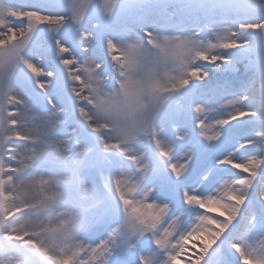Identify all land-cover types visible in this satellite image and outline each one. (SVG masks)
Instances as JSON below:
<instances>
[{"label": "snow or ice", "instance_id": "1", "mask_svg": "<svg viewBox=\"0 0 264 264\" xmlns=\"http://www.w3.org/2000/svg\"><path fill=\"white\" fill-rule=\"evenodd\" d=\"M262 173L264 0H0V264H264Z\"/></svg>", "mask_w": 264, "mask_h": 264}, {"label": "bare ground", "instance_id": "2", "mask_svg": "<svg viewBox=\"0 0 264 264\" xmlns=\"http://www.w3.org/2000/svg\"><path fill=\"white\" fill-rule=\"evenodd\" d=\"M14 3L22 5L21 2L15 1ZM17 23H19V21H17ZM220 115H223V113H220ZM245 158L246 157H240V159H245ZM263 176H264V173L261 174L259 179H261V177H263ZM258 186H259L258 184L253 186L251 193L249 195V200H248V203H250V204L253 203L256 206L260 205L259 202L256 200V191H257ZM176 197H177V201L174 200L173 203L170 204V208L172 209V212L170 213V215H178L180 217V219L178 221V231H183V230H186L191 225L192 219L197 213L194 211L188 210V211H184L183 214H181L182 213L181 201H180V198L178 195ZM247 211H248V208L246 205L244 212H243V215L241 217V224L243 223L244 216L247 215ZM238 230H240L239 226L237 228V231ZM223 246L225 248L226 254L230 255L229 248H228L227 244L226 245L224 244ZM221 250H222V247L220 249H217L215 252H217V251L221 252ZM141 254L145 255L146 257L149 255L146 251L142 252ZM135 255H136L135 252L130 253V258L132 260H135ZM210 259H211V256L209 255L207 258V263L209 262Z\"/></svg>", "mask_w": 264, "mask_h": 264}, {"label": "rangeland", "instance_id": "3", "mask_svg": "<svg viewBox=\"0 0 264 264\" xmlns=\"http://www.w3.org/2000/svg\"><path fill=\"white\" fill-rule=\"evenodd\" d=\"M15 1H17V2H21L22 3V5H29V6H33V7H37V8H42V7H44V5H45V3H46V0H13V2H15ZM38 39L40 40V41H43L44 39H46V34H42V35H38ZM35 42V41H34ZM228 178H230V176L228 177ZM261 179L262 180H264V176L263 177H261ZM175 201H177V197H175V199H174ZM251 206L253 207V209L254 210H256L257 209V207L259 206L260 207V205H255V204H253V203H251ZM192 211V210H191ZM239 231L240 230H238L236 233H234L235 235H238L239 234ZM226 245V244H225ZM221 246H223V245H221ZM220 255V254H219ZM218 253H210V256H211V259L209 260V262L207 263V264H212L213 263V261L214 260H216L217 258H218Z\"/></svg>", "mask_w": 264, "mask_h": 264}]
</instances>
